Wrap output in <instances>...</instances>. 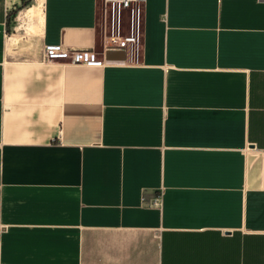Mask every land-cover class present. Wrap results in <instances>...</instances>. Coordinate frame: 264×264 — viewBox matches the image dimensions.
I'll list each match as a JSON object with an SVG mask.
<instances>
[{
  "label": "crops",
  "instance_id": "obj_1",
  "mask_svg": "<svg viewBox=\"0 0 264 264\" xmlns=\"http://www.w3.org/2000/svg\"><path fill=\"white\" fill-rule=\"evenodd\" d=\"M102 1L0 0V264H264V0Z\"/></svg>",
  "mask_w": 264,
  "mask_h": 264
},
{
  "label": "built area",
  "instance_id": "obj_2",
  "mask_svg": "<svg viewBox=\"0 0 264 264\" xmlns=\"http://www.w3.org/2000/svg\"><path fill=\"white\" fill-rule=\"evenodd\" d=\"M147 0H103L104 16L109 20V25L113 29L112 35H105L103 46L104 53L108 51H124L129 48V45L135 44L136 38V18L140 14V7ZM129 15L131 19L129 20ZM109 18V19H108ZM128 21L132 22V35H119V28L123 25H129ZM106 31V29H104ZM45 54L49 60H57L62 58L70 59L73 65H99L97 54L93 49H67L63 45H51L45 49Z\"/></svg>",
  "mask_w": 264,
  "mask_h": 264
},
{
  "label": "rangeland",
  "instance_id": "obj_3",
  "mask_svg": "<svg viewBox=\"0 0 264 264\" xmlns=\"http://www.w3.org/2000/svg\"><path fill=\"white\" fill-rule=\"evenodd\" d=\"M26 32L30 34V38H32V35L35 36V35L38 34V32L35 31V26L34 25H32V27H30V29L28 28L26 30ZM8 33H9V35L11 37L13 36L12 34H14V35L17 34L16 36H14V38L15 39H18L19 38V41H20L21 36L23 34V32H21L19 29H17V23L13 19H12V21H10V23L8 25ZM12 42H14V39H12V41H10V44ZM100 49H102V44H100Z\"/></svg>",
  "mask_w": 264,
  "mask_h": 264
},
{
  "label": "water",
  "instance_id": "obj_4",
  "mask_svg": "<svg viewBox=\"0 0 264 264\" xmlns=\"http://www.w3.org/2000/svg\"><path fill=\"white\" fill-rule=\"evenodd\" d=\"M117 55H123V58L125 56V53L124 52H117V51H109L107 54H106V59L107 60H114L116 58Z\"/></svg>",
  "mask_w": 264,
  "mask_h": 264
}]
</instances>
